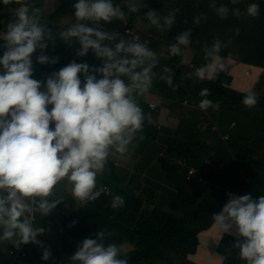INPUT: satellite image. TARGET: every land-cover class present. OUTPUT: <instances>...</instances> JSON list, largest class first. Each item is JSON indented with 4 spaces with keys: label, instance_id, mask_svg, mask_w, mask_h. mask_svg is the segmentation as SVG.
<instances>
[{
    "label": "clouds",
    "instance_id": "obj_1",
    "mask_svg": "<svg viewBox=\"0 0 264 264\" xmlns=\"http://www.w3.org/2000/svg\"><path fill=\"white\" fill-rule=\"evenodd\" d=\"M2 3L16 7L12 9L13 20L0 36L6 49L0 58V242L19 247L41 244L37 237L45 228L33 227V222L37 213L48 216L62 202L64 197L57 195L61 189L80 207L96 201L103 191L97 187V178L110 157L134 151L145 139L146 124H154L138 98L152 90L154 81H162L173 91L183 83H174L172 67L156 70L159 57L139 33L128 37L107 30L105 25L114 21L126 24L129 13L148 9L143 12L146 28L166 34L176 26L181 9L162 14L141 0H125L123 5L114 0H76L72 5L74 20L56 35L69 45L78 43L79 57L91 52L100 66L74 60L41 82L32 78V56L39 49L37 63H58L57 57L45 54L48 41L54 39L52 29L41 24L35 0ZM239 3L209 0L207 7L220 20L229 15L237 19L258 17L259 4L250 3L242 11ZM208 20V14L200 12L193 23L201 25ZM231 31L238 36L240 28ZM190 37L191 29L185 30L167 48L170 57L182 58L177 68L186 63L183 57L192 43ZM232 42V37L220 36L211 44L203 42L204 63L188 72L187 78L196 82L217 79L231 57V53L224 56L222 52ZM210 95V89L200 90L198 107L202 111L219 110L220 103L208 98ZM257 103L254 90L242 99L245 108ZM229 195L222 210L213 215L219 234H230L235 227L236 235L242 237L234 244L239 259L244 264H264V195ZM124 204L123 196L114 195L109 206L119 209ZM111 234L103 229L96 238H85L71 256V264H129L127 258H118L120 245L105 244V236ZM50 256L45 248L42 259L47 261Z\"/></svg>",
    "mask_w": 264,
    "mask_h": 264
},
{
    "label": "trees",
    "instance_id": "obj_2",
    "mask_svg": "<svg viewBox=\"0 0 264 264\" xmlns=\"http://www.w3.org/2000/svg\"><path fill=\"white\" fill-rule=\"evenodd\" d=\"M58 1L60 3L59 9L51 16L45 15L40 20L41 24H45L52 29L53 37L58 42L54 47V53L51 54L52 57L58 58L59 67L63 61L68 65L74 60L77 63L87 62L90 67L100 66L101 62L91 52L85 57H79L76 55V51L79 48L78 43L74 42L69 45L56 35L61 28H64L59 27V22L67 18L69 14L74 16L72 5L76 2V0ZM114 2L123 5L125 0H114ZM183 2L187 5L198 2L201 12H206L209 20H219L208 9L209 0H183ZM217 3H228V0H217ZM250 3H257L260 6L259 15L251 24H264V0H244L238 5L246 8ZM125 11H127L126 8ZM182 16L183 12L181 11L179 18H182ZM13 18V14L0 13V21L4 19L6 23L2 27L5 32L7 24ZM127 20H129V26L132 29L135 24H141L138 16L134 13H129ZM119 24L120 21H114L105 25V28L110 31H116L119 28ZM180 24H184L182 26L183 31L193 30L190 39L192 43L198 44V55L193 63L194 68L188 71L191 72L204 63L203 42L206 41L211 44L216 36L223 38L224 27L221 24L217 31H208L202 25L193 27L192 24L194 23L189 17L183 19ZM229 24L249 23L231 21ZM158 46L159 43L155 42L150 48L157 51ZM47 53L45 50L46 55H48ZM251 53L257 56L261 52L253 49ZM176 58L178 56L171 57L170 60L159 58L160 63L156 70L159 71L165 66L172 67L175 72L174 83L183 81L181 86L176 91H173L162 81H154L150 92L157 93L163 97L172 110L179 105L177 103H182L185 100H188L193 108L198 107V103L202 99L199 96L200 90L208 88L211 91V95L208 98L214 102L218 101L220 108L218 111L211 108L208 109L213 110V112L210 116L205 115L206 128L204 131L201 127L203 123L197 120L193 114L194 109L189 112V118H185L180 122V125L174 131L169 129L160 130L156 122L153 125L146 124L143 132L145 139L132 151L136 153V157H139V161L132 162L134 172H128L132 175L131 180L133 178L136 180L140 176V172L151 170L153 167L151 165L157 164L159 170H161V174H158V177L162 181H167V184L171 185L175 192L170 204V211L162 210L157 204V201L167 199L166 192L159 195L157 190L149 189L152 195L147 192L143 197L135 192L131 186H120L119 181L122 174L117 170L113 159H109L105 170L97 178V187L103 191L96 201L83 207L78 204L75 209L73 207L65 209V211L60 212L59 218H55L51 214L48 216L40 215V221L44 223V227L50 226L51 222L57 220L60 227L59 236L69 235L65 243H61L60 239L52 243L54 237L52 234L47 248L63 264H71L70 258L78 250L80 242L90 236L96 238L95 234L103 229H107V232L112 233L105 236V244L117 243L120 245L122 251L118 258H127L129 264H187L188 254L195 253L197 250L199 233L210 228L214 223L213 215L222 210L225 203L224 193L222 191L218 192L216 189L213 190L209 184L214 181L215 178L213 179V177L217 176L216 174H211L215 170L217 159L224 153L222 149L226 150L225 147L221 146V141L229 140L231 148L233 146L234 148H240L241 146L243 150L244 144L245 148H247L249 143V140H243V134L254 133L250 130L239 133L233 144L232 135L230 134L229 137V135L223 134L225 133L224 129H226L228 120L233 123L239 114L253 120H258L259 116L264 117V109L263 115H260V112L256 110L260 107L264 108V95L260 96L256 93L258 103L253 108H245L242 104V99L247 92L242 93L233 87L232 78L226 72H221L214 81L196 82L194 79L187 78L188 72L186 74L182 73V77H180L183 66L180 68L176 67L179 64L176 62ZM81 80L83 82L82 75ZM138 102L146 113L144 96L139 97ZM148 108L150 109L149 106ZM232 123L230 126H232ZM226 136L229 137L228 140L224 139ZM167 143L168 148L166 149ZM182 144L186 146V149H180ZM236 160L240 170L249 178L248 188L251 187L252 183L257 182L261 176H264V167L260 170L261 163L252 157L241 154V156H236ZM191 170L193 171L190 172ZM207 187H210L211 190L209 196H207L209 193ZM107 188L110 189L109 193H107ZM249 191L248 194H251ZM61 192L62 189L57 195L61 196L59 194ZM114 195L123 196L125 199V204L119 209H112L109 206ZM52 198L50 197L49 199ZM61 203H63V200ZM66 204L71 205V202L67 200ZM38 240L42 241V236H38ZM3 243L7 242H0V246ZM8 244L9 252L11 249H19L23 245L16 248L12 243L9 242ZM28 244L23 250L27 253L26 256H22V253L17 256L10 254L13 262H21L24 258L29 257ZM125 244L132 246V249L124 250ZM61 253L66 254V259L61 257ZM240 262L243 263L241 260ZM240 262H237V264H241Z\"/></svg>",
    "mask_w": 264,
    "mask_h": 264
},
{
    "label": "crops",
    "instance_id": "obj_3",
    "mask_svg": "<svg viewBox=\"0 0 264 264\" xmlns=\"http://www.w3.org/2000/svg\"><path fill=\"white\" fill-rule=\"evenodd\" d=\"M143 3L148 4L149 1L144 0ZM180 3L181 1L178 2L177 6H173L170 9L177 8V7L180 8ZM237 6L240 7L242 11L246 9L245 7L242 8L241 5H237ZM152 9H156V8H152ZM147 10L148 9H145V12ZM212 15H215V14L213 13ZM180 16H181V12L178 13L177 18H179ZM231 21H234V22L240 21L242 23H249V24H229ZM254 21L255 19H251V18L244 19L243 17H241L240 19H237L236 17L229 15L228 19L226 20H220V19L216 21L208 20L207 23L202 22L201 24L202 26H204V29L208 31H215V30L217 31V29L221 27V24H223V27H224L223 38L224 39L228 37L233 38V42L231 46L222 52V55L224 56H228L229 53H231V57L227 60V68L223 72H226L228 75L231 76L233 87L237 88L242 93H246L250 90H254L257 93V92L262 91L264 88V24H256V25L251 24V22H254ZM140 25L142 27L141 29L142 33L146 37L152 38V43H151L152 46L155 42L159 43V46L157 47V51H156L158 57L164 60H170L171 57L167 54L165 50V44L162 43L160 39L162 36L166 35L172 41V43H175L176 36L183 32L182 26L184 24H176V26L170 32L166 34H161L157 32L155 28H146L147 23L141 22ZM192 25L193 27L195 26L194 24ZM59 27H66V25L62 26L61 24H59ZM236 27L240 28V33L238 36H235L234 33L231 31L232 29ZM116 31H119L122 35L124 34L123 25L121 24V22L119 24V28ZM192 32L193 30H191V34ZM0 33H1L0 35L2 36V34L5 32L3 31ZM57 43H58L57 39L55 38L51 41H48V48L46 49V51L48 52L47 54L49 58H53L51 54L54 53V47L56 46ZM197 48H198L197 43H191L188 46V48L185 49V51L193 50L195 51V54L188 55V62L190 61V63L184 64L180 77H182V73L186 74L189 71V69L194 68L193 63L198 55ZM253 49H257L261 53L255 56L253 53H251ZM5 50H6L5 47L0 48V58H2ZM40 54L41 52L38 49L32 56V60H33V77L32 78L33 79L39 80L41 82H45L48 76L51 75V73L59 71L62 67L66 66L65 61L62 62L60 67L58 66L59 65L58 63L41 65L37 63V57ZM184 58L185 57H183V59ZM181 59H182L181 57L176 58V62L180 63ZM42 90L44 89L42 88ZM148 94H150L152 97L150 101L159 99V97H161L157 93H153V92H149ZM147 98H148L147 94L144 95V99L146 102H147ZM177 104L179 105L174 107L172 111L184 110V108L182 107L184 106L183 105L184 102L177 103ZM186 108L195 109L192 106H189ZM150 109L152 108L150 107ZM152 110L155 111V109H152ZM193 114L196 115L194 110H193ZM189 115L190 113L188 112V114L185 115L184 119L189 118ZM184 119H182L181 122ZM156 122L159 125H161L163 128L167 127L166 129H169L170 131L176 130L178 126L180 125V122L178 126H176V124L167 123L161 120L160 118H157ZM259 132L260 130L256 129L255 133H251V134L244 133L243 140L244 141L249 140V143L247 144V148H245V144H244L243 150L241 149V146L239 149L242 150L241 154H243L244 156L252 157L253 159L257 160L259 163H261V165L264 167V164L261 162V151L263 149V146L261 147L259 146V142L262 140L261 137L258 135ZM225 135H228V134H225ZM178 139L182 142V140L179 137ZM180 149L184 150L186 149V146L182 144ZM110 159H113L115 163L122 161L127 164V166H122V165L121 167L116 166L117 170L122 174L121 180L119 181V185L122 187H126L128 185V186H131L133 189H135L138 185L139 180L142 178V179H145L146 181L145 183H143V185H147V186L153 185V186L158 187L159 189L157 190V193L159 195L164 194V192L167 193L166 191L167 188L169 187L172 188L171 185L167 184V181L160 180L158 175L154 174V172L161 171L159 170V166L158 167L153 166L151 170L140 172L139 173L140 176L136 180H134V178L131 180L132 175H130L128 172H134L133 170L134 166L132 165V162L139 161V157H136V153L134 152H130L129 154H126L124 156L116 155L114 157H110ZM207 189L209 192L207 196H209V194L211 193L210 187H207ZM242 190L243 192H245V188H243ZM172 193H173V196L171 198H167L166 200L161 199L157 201V204L161 207V209L166 212L170 211V204L175 196L174 190ZM59 194L63 196L64 199H63V203H59L57 207L53 210V212L50 213L52 216H55V218L60 217L61 211H65V209H71L72 207L75 209L77 205L79 204L78 202L74 201L70 197V194L68 192H65L63 189H62V192ZM230 194L241 196L240 194L237 195L233 192H231ZM251 195L254 198L260 195H264V180L257 182L256 190ZM229 199H230L229 194L224 197V202H225L224 205L229 201ZM67 200L71 202V205L66 204ZM164 205H168V206L164 207ZM54 213L56 214L54 215ZM54 223L56 225L57 220H55L54 222H52V224H50L52 230L60 231L59 225H56L57 227H59V230H55V228L52 227ZM204 235H207V237L210 239V243H209L210 246L207 249V251L209 252V254H211L212 252L214 253V259L212 261L213 264H237V262H240L239 255H238L239 249L233 247L231 240L234 238L242 239V237H238L236 235V229L235 227H233L230 230V234H228L231 236V238L227 242H225V246H222V240L225 234L222 235L221 240H220L221 235L219 234L218 227L215 225V223H213V225L210 228L199 233L197 250L195 253L188 254L187 264H193L192 258L194 255H196L200 251L201 240ZM220 246H221V249H220ZM123 249L126 251L131 250L132 246L125 244ZM241 264H244V262Z\"/></svg>",
    "mask_w": 264,
    "mask_h": 264
},
{
    "label": "rangeland",
    "instance_id": "obj_4",
    "mask_svg": "<svg viewBox=\"0 0 264 264\" xmlns=\"http://www.w3.org/2000/svg\"><path fill=\"white\" fill-rule=\"evenodd\" d=\"M143 1L144 0H141V3H143ZM148 1H150L148 3L149 7L151 8L156 7L157 8L155 9L156 11L164 14L171 7L177 6L178 2H180L181 0H148ZM35 6L40 9L39 16L41 20L45 15L51 16L52 14H54L59 9L60 3L58 0H35ZM180 6H181V11L183 12V16L182 18H177L176 24H180L181 21L187 17H189L190 20L193 21L194 16L201 12L198 2L187 5L182 0V4ZM14 7L15 5L5 6L3 5L2 0H0V13L12 14V9ZM143 12H145V9H143L141 13H134V14L138 16V19L142 23H147V20L143 16ZM73 20H74V16L72 14H69L68 17L61 20L59 24H61L62 26H65V25H68L67 23L72 22ZM5 24H6L5 20L2 19L0 21V27H1L0 32H3L2 27L5 26ZM141 29L142 27L140 24H135L133 31L137 33H141L142 32ZM148 40L150 41V44H151L152 38H148ZM160 40L162 43L165 44V50L167 52V48L170 44H172V41L166 35L162 36ZM4 44H5V41L2 38H0V48L4 47ZM189 54L194 55L195 51L193 50L185 51L184 59L186 63L188 64L190 63V61L188 62ZM257 94H259L260 96L264 95V88L262 91L257 92ZM147 96H148L147 102L144 99V103L146 104V113H149V112L151 113L154 122H156L157 118H160L161 120L167 123L176 124V126H178L179 122H181V120L184 119L185 115H187L188 112L192 110L190 108H186V107L191 106L188 100H185L183 104L184 106H182L185 111L184 110L172 111L169 109V104L164 100L163 97H159V99L150 101L152 99L151 95L147 94ZM150 103L154 104L155 111L148 108ZM263 109H264L263 107H260L256 110L257 112H260V115H263ZM194 111L196 113L195 118L197 120H200L203 123L201 127L204 131L206 128V124L204 121L205 115L210 116L213 110L202 111L200 108L196 107ZM231 123L228 120L226 129H224L225 130L224 134H228L229 136L230 134L232 135L233 144L239 133H242L248 130L255 133L256 129L260 130L258 135L261 137L262 140L259 142V146L260 147L263 146V149L261 151V162L264 164V117L259 116L258 120L257 119L253 120L252 118H246L239 114L237 119L233 121L232 126H230ZM156 124L159 125L157 122ZM159 127H160V130L167 128V127L163 128L161 125H159ZM221 146L225 147L226 150L222 149L224 153L222 154L221 157L217 159L215 170L213 173H211V174H216L217 176L213 177V179L214 178L215 179L214 181L209 183L210 186L213 188V190L216 189L218 192L222 191L224 193V196L230 194L231 192L237 195L240 194L242 196V195L248 194V190H250L249 192L253 194L256 190L257 182L264 180V176H261L257 182L252 183L251 187L248 188L249 178L246 177L244 173L240 170L239 165L236 160V156H241L242 150L239 149V147L234 148V146L233 148H231L229 141H225V142L221 141ZM165 148L166 149L168 148V143ZM150 161L153 162V160L151 159ZM121 165L127 166V164L122 161L115 163V166L121 167ZM151 166L158 167L157 164L155 165L152 164ZM262 168L263 166L260 165V170ZM192 171L193 170H191L190 172ZM157 172H154V174L156 175L161 174L160 171H157ZM145 182H146L145 179L141 178L138 182L137 187L134 189L135 192L139 193L140 196L144 197L147 192H150V195H152V192L149 189H155V190L159 189L158 187L153 186V185H150V186L143 185V183ZM244 185H245V192H243L242 190L244 188ZM106 190H107V193L110 192L109 188H107ZM166 191H167V198H171L173 196V193H172L173 189L169 187L166 189ZM167 206L168 205H164V207H167ZM36 221L34 222V227H44V223L40 221L39 213H37L36 215ZM50 224H52V222ZM58 224L59 223L57 222L56 225ZM56 225L54 223L52 227L55 228V230H59V227H57ZM44 228H45V232L39 235V236H42L43 238V240L41 241V243L44 245L43 248H40L39 244L29 243L27 246L29 257L24 258L21 262H13L12 256L10 255V252H9V244L3 243L0 246V264H63L61 260L54 257L52 254L50 258L47 261H45L42 259V254H43L44 249L48 248V244H50V239L52 237V234L54 235L53 237L54 243L57 242V239H60L61 243H65L66 238H68L69 235L67 234L66 236H59V231H53L51 226H46ZM221 237L222 235L220 236V240H221ZM230 238H231L230 235L225 234L222 240V246H225V242H227ZM209 243H210V239L207 237V235H204L201 240L200 251L196 255H194L192 258L193 264H213L212 261L214 259V253L212 252L211 254H209V252L207 251V249L210 246ZM220 249H221V246H220ZM61 257L66 259V254L61 253Z\"/></svg>",
    "mask_w": 264,
    "mask_h": 264
},
{
    "label": "built area",
    "instance_id": "obj_5",
    "mask_svg": "<svg viewBox=\"0 0 264 264\" xmlns=\"http://www.w3.org/2000/svg\"><path fill=\"white\" fill-rule=\"evenodd\" d=\"M240 1H242V0H240ZM121 24L123 25V35H125V36H128V37H130V36H132V35H134V34H137V32H135V31H133V29L131 28V26H129V20H127V23L125 24V23H122L121 22ZM140 34V37H141V40L142 41H146L147 43H148V46L150 47L151 46V44H150V41L148 40V37H146L142 32L141 33H139ZM152 109H155V106H154V104L153 103H150V105H149ZM228 136H226V137H224V139L225 140H228ZM35 220H36V218H35ZM34 223V222H33ZM33 227H34V224H33ZM239 238H234L233 240H232V245H233V247H234V244H235V242L238 240ZM27 244H23L19 249H11V251H10V254H15L16 256L17 255H19L20 253H22V256H26L27 255V253L25 252V251H23V250H25V246H26ZM39 247L40 248H43V244L41 243V244H39ZM235 248V247H234Z\"/></svg>",
    "mask_w": 264,
    "mask_h": 264
}]
</instances>
